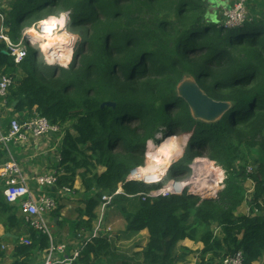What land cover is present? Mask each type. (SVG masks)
<instances>
[{"label":"trees","instance_id":"trees-1","mask_svg":"<svg viewBox=\"0 0 264 264\" xmlns=\"http://www.w3.org/2000/svg\"><path fill=\"white\" fill-rule=\"evenodd\" d=\"M262 3L255 6L263 10L260 19L248 14L230 28L222 27L223 14L208 18L204 0H13L10 11H3L5 16L16 14L19 33L18 23L24 26L55 8L71 9L72 27L84 37L67 69L40 64L33 49L28 71L23 65L27 55L15 63L0 43V75L14 80L7 97L8 107L16 103L12 114L20 120L38 114L62 128L57 187L71 189L79 179L83 190L74 231L91 233L101 198L120 188L122 194L112 198L107 210L121 214L128 235L147 232L139 254L142 264H174L173 250L185 239L203 245L197 264H216L237 252L243 255L242 264L261 262L264 214L235 211L244 201L241 184L247 179L254 182L249 205L260 211L264 201ZM185 77L193 78L212 100L230 105L218 121L192 118L176 91ZM105 102L115 107H101ZM163 129L184 137L174 140L180 159L168 173L184 179L192 161L206 156L226 175L221 190L214 192L222 179L216 169L205 198L197 195L208 189L209 177L201 191L190 185L192 194L146 197L162 184L131 181L129 175L147 166L146 141H157L155 134ZM18 210L0 191L5 232L19 226ZM31 232L33 242L17 246V258H27L37 246L48 249L47 235ZM110 247L112 242L100 236L83 249L79 261L97 264L110 255Z\"/></svg>","mask_w":264,"mask_h":264},{"label":"crops","instance_id":"crops-1","mask_svg":"<svg viewBox=\"0 0 264 264\" xmlns=\"http://www.w3.org/2000/svg\"><path fill=\"white\" fill-rule=\"evenodd\" d=\"M12 1L13 0H0V11L3 12L4 10H7L9 12V5ZM221 1L222 4L219 0H204L205 5L210 7V11H208L209 19L214 20L219 15H222L224 13L223 11L227 10L237 0ZM261 1L264 2V0H245L247 15L249 14L252 18L260 19L259 15L263 10H257L255 6L263 4ZM216 7H218L217 12ZM19 77H21V75ZM15 104L16 103H13L12 107H14ZM12 107H8L7 98L4 104L0 102V133L2 136H5L8 133L9 124L12 119H21L17 115L12 114ZM61 132L62 128H60V131L55 135H47L41 138L28 137L25 141L18 143L8 142L3 144L0 142V168L4 163H16L26 179L32 199L37 201L41 196H47L56 201V209L57 213H59L57 216L50 213L44 219L47 222L48 227L51 225L52 234L54 236L53 238L51 231H49L52 244L54 246L63 245L65 247L64 255L69 257L74 251L79 249L82 244L81 239L89 237L90 234L81 230L74 231V223L78 220L74 211L76 208L82 206L80 203L83 198L81 183L79 179H76L73 188H71V193L69 194L62 191L63 187L58 188L57 186H53L50 188H40L35 183L37 177L57 172L56 165L59 163L58 150L62 141ZM3 189L4 182L0 180V191L2 192ZM111 210V217L109 216L110 214L108 215L109 210L105 211L106 214H104L103 221L104 226L106 227L108 225V220L118 223V226L117 229L113 232L111 231V233L108 234V238H106L108 242H112L110 255L98 261L97 264H142L139 254L146 245L148 237L147 232L143 231L136 236L128 235L125 232V224L121 214L114 209ZM112 214H118L120 215V218H117L116 216L113 218ZM18 218L19 226L12 229L10 232H5L0 224V264H14L16 259L19 261L24 259L25 264H42L46 251L41 250L39 246L30 252L27 258L16 257V247L22 245V241L27 240L33 242L31 239V234H33V232H31V229L25 225L19 210ZM35 236L38 237L39 233H36ZM122 243H133L134 248L132 247L133 252L130 253V255L119 251L118 245ZM202 249L203 245L199 240L190 241L185 239L180 241L173 250L174 264H195V261L198 262L199 253ZM263 260L264 258L262 261ZM79 263L81 264L80 261Z\"/></svg>","mask_w":264,"mask_h":264},{"label":"built area","instance_id":"built-area-1","mask_svg":"<svg viewBox=\"0 0 264 264\" xmlns=\"http://www.w3.org/2000/svg\"><path fill=\"white\" fill-rule=\"evenodd\" d=\"M247 19V11L245 8V0H237L234 5L225 10L223 13L222 27L230 28L233 26L240 25L243 21ZM6 24V16L3 12L0 11V37L7 36L6 30L4 29ZM8 37V36H7ZM9 38V37H8ZM30 38V37H28ZM0 42L4 43L6 47V52L8 55L13 58V61L19 63L16 60L15 55H13L12 49L7 46L3 39H0ZM14 80L8 75H0V102L5 103V100L8 95L9 89L12 87ZM60 131L58 126L50 124L44 117L34 114L32 117L26 120H18L16 118L12 119L9 124V131L5 136H2L0 133V142L6 144L8 142H22L25 141L28 137L41 138L47 135H55ZM161 133H159V136ZM165 137V136H164ZM158 141V139L155 137ZM155 142L152 141V144ZM60 158L58 157V162ZM137 170V169H136ZM251 171V170H250ZM247 172V173H250ZM137 171L133 169L130 172L129 179L131 181H136ZM163 178V177H162ZM0 180L4 182V189L2 195L4 200L9 205L17 206L19 212L24 220L25 225L37 232L47 235L49 239L48 249L45 250V257L42 264H79V257L82 250L89 244L92 243L98 237L108 238L110 229L104 226L103 217L106 211L107 206L110 204L113 197L116 195L122 194L120 188H118L114 193L109 196H103L101 198V205L98 209V219L95 222L92 232L89 234V237L82 240V244L79 249L73 252L69 257L64 255L65 247L63 245L54 246L51 241V236L49 233V227L45 221V217L52 213L56 209V201L47 196H41L37 201L32 199L31 192L27 186L26 179L22 175L20 168L14 162L4 163L0 168ZM58 174L53 173L50 175H42L35 179V183L40 188H50L57 186ZM140 182V181H139ZM160 182V181H159ZM223 188V187H222ZM254 187L247 189L244 194V204L245 207H248L249 213L247 216H254L258 214V209L251 207L249 205L250 197L253 194ZM62 191L69 194L71 189L68 187H63ZM183 191H186L189 194L190 189L179 185L178 183L171 182L166 187L160 189L159 191L153 192L146 197L156 198L158 196H167L169 194H181ZM261 202H259L260 205ZM261 207V205H260ZM262 209V208H261ZM23 245H28L29 241H22ZM243 255L241 252L226 257L216 264H242Z\"/></svg>","mask_w":264,"mask_h":264},{"label":"rangeland","instance_id":"rangeland-1","mask_svg":"<svg viewBox=\"0 0 264 264\" xmlns=\"http://www.w3.org/2000/svg\"><path fill=\"white\" fill-rule=\"evenodd\" d=\"M219 2L222 4L221 0H219ZM232 6H230V7H232ZM245 8H246V3H245ZM217 9H218V7H216V12H217ZM6 12H8V11L4 10V13H6ZM16 18L17 17H16L15 13H8V15L6 16L7 23L5 24L4 29L6 30V35L9 37L10 40L13 41V43H19L22 40L23 43H22L21 50L25 51V53H26L25 55H27V57L24 59L25 61H24L23 65L29 71L30 70V65H31V62H32V54H33L32 51H33L34 48L29 44V39L30 38H28L27 36H24L23 33H22V28L24 26H21L19 23H18V25L20 27V32L18 33ZM78 45H79V43L76 45V50L78 49ZM18 76H20V72H19ZM18 78H21V77H18ZM188 80H194V79L191 78V77H185L182 81H188ZM160 133H161L160 136H159V133L155 134V137L158 139V141H155L153 144L150 145V148H149L150 158H149V162H148L147 166H145V163H144L143 165L135 168V171H137L140 168H141V170H143V169L151 168V167L154 166V167H156V170H158V173L161 172V176H160L159 179L140 180V181H144V182H148V183H154L155 181H160L159 184H162V188L166 187L171 182H175V183H178L179 185H182V186L186 187V189H188L189 186L192 185L193 190L201 191L204 188H199L197 183L200 182L201 186L205 185V183H206L205 179H206V177H209L208 189L203 194H198L197 195V196H200L201 198H205L207 196H204V195L209 194L210 191L213 189V186H212V183H211V178H212L213 175L219 173V171L216 170V169H218V170H220L222 172V179L218 181L217 186H216V190L214 192H217V191L222 189L226 175H225L224 171H222L220 168H218L215 165V163H213L212 161L207 159L206 156L201 157V158H197V159L204 160L206 162V164L208 165V170H209V167H210V170H212L210 172H208V170H205V168H204V166L202 164L194 165V161L195 160H193L192 163L188 167L189 171H191V172H190V174H188V176L186 178H184V179H174L173 176L168 173L169 168L171 166H173L174 163L180 159V156L177 157V149H176L175 141H172V144L174 145V150L176 151V153L173 156V158L171 160H169L167 164H163L159 168H157L159 166V164L153 165V163H155V158L159 154V150L163 148V146H162V142L163 141L162 140L166 137V135H168V136L170 135V139L172 137H175V139L177 141L179 140V142L184 140V137L183 136H179V134L177 132H175V131H167V130L163 129ZM146 152L148 153V148H147ZM152 157H153V159H152ZM210 162H211V164H210ZM250 170L251 169L248 168L247 172H249ZM210 175H211V177H210ZM241 185H242L243 189L246 191L247 189H250V188L254 187V182L251 179H247L246 182L242 183ZM260 205H261L262 210L258 211V213L259 214H264V201L263 202L261 201ZM110 213H112V210H109L108 215ZM248 213H249V210H248V207H245L244 201H243L242 205L235 211V215H247ZM109 216L111 217V214ZM115 216L117 218L118 217L120 218V215L112 214L113 218ZM105 219H106V216H105ZM103 221H104V217H103ZM107 224L108 225L106 227L110 229L109 233H111V231L113 232V231H115L117 229L118 223L113 222L112 220H108ZM49 227H50L49 230L51 231V234H52L51 225H49ZM52 236H53V234H52ZM53 238H54V236H53ZM132 247L134 248L133 243H126V244L122 243V244L118 245L119 251H121L122 253H126V254L128 253L129 255H130V253L133 252ZM197 263L198 262L195 261V264H197ZM259 263L260 264H264V260L263 261L261 260V262H259Z\"/></svg>","mask_w":264,"mask_h":264},{"label":"clouds","instance_id":"clouds-1","mask_svg":"<svg viewBox=\"0 0 264 264\" xmlns=\"http://www.w3.org/2000/svg\"><path fill=\"white\" fill-rule=\"evenodd\" d=\"M72 24L71 9L55 8L40 14L24 25L22 33L30 37L29 44L38 50L40 64L68 68L76 53V45L84 39L80 32L73 29ZM0 39H3L12 49L17 61L25 56V51L21 50L22 40L19 43H13L7 36H2ZM171 139L174 141L175 137ZM150 144L152 140L146 141V146ZM173 150L174 145L171 143L166 148L160 149L155 163L167 164ZM179 154L182 155V149L179 150ZM159 156H163L164 159H159Z\"/></svg>","mask_w":264,"mask_h":264},{"label":"water","instance_id":"water-1","mask_svg":"<svg viewBox=\"0 0 264 264\" xmlns=\"http://www.w3.org/2000/svg\"><path fill=\"white\" fill-rule=\"evenodd\" d=\"M8 55L6 51H3ZM177 95L185 101L193 119L205 123L218 121L229 109L226 102H218L209 98L197 85L194 80L182 81L178 84ZM112 107V102H105L101 107Z\"/></svg>","mask_w":264,"mask_h":264},{"label":"bare ground","instance_id":"bare-ground-1","mask_svg":"<svg viewBox=\"0 0 264 264\" xmlns=\"http://www.w3.org/2000/svg\"><path fill=\"white\" fill-rule=\"evenodd\" d=\"M167 136L168 135H166V137L162 140L163 141L162 142L163 148H166L170 143L172 144L173 140L170 139V135L168 137ZM175 153H176V151L173 150L169 160H171L173 158ZM159 159L163 160L164 157L163 156H159ZM155 164L156 163H153V165H155ZM200 164H202L204 166L205 170H208V165L206 164V162L204 160L195 159L194 165H200ZM161 165H163V164H159V166L157 168H159ZM210 171H212V170H210V167H209L208 172H210ZM137 173H138V175H137L136 181H140V180H154V179H159L160 176H161V172L158 173V170H156V167H154V166L151 167V168L143 169V170H141V168H140V169L137 170ZM210 177H211V175H210ZM156 182H158V181H156ZM197 185L199 186V188H202V186L200 185V182L197 183Z\"/></svg>","mask_w":264,"mask_h":264}]
</instances>
